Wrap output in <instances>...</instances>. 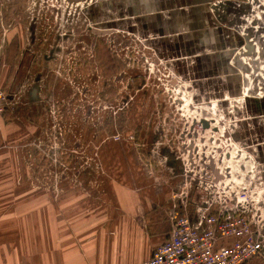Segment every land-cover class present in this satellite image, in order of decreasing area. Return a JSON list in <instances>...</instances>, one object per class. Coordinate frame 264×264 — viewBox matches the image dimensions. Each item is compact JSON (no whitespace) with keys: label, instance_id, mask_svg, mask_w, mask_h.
Segmentation results:
<instances>
[{"label":"rangeland","instance_id":"rangeland-1","mask_svg":"<svg viewBox=\"0 0 264 264\" xmlns=\"http://www.w3.org/2000/svg\"><path fill=\"white\" fill-rule=\"evenodd\" d=\"M10 29L41 90L18 187L103 209L138 189L170 226L175 207L264 204V0H0Z\"/></svg>","mask_w":264,"mask_h":264},{"label":"crops","instance_id":"crops-1","mask_svg":"<svg viewBox=\"0 0 264 264\" xmlns=\"http://www.w3.org/2000/svg\"><path fill=\"white\" fill-rule=\"evenodd\" d=\"M15 33L0 30V86L17 99L14 110L0 116V264H140L150 259L170 233L171 205L160 207L138 189L123 186L108 189L113 202L104 209L85 202L79 191L54 202L17 186L20 148L30 147L39 131L29 114L41 90L32 88L28 66L21 63L27 50L17 46ZM103 154L110 177L115 156L105 147Z\"/></svg>","mask_w":264,"mask_h":264},{"label":"built area","instance_id":"built-area-1","mask_svg":"<svg viewBox=\"0 0 264 264\" xmlns=\"http://www.w3.org/2000/svg\"><path fill=\"white\" fill-rule=\"evenodd\" d=\"M16 105V95L0 86V116ZM235 198L202 201L192 213L175 207L168 237L140 264H247L264 257V204Z\"/></svg>","mask_w":264,"mask_h":264},{"label":"flooded vegetation","instance_id":"flooded-vegetation-1","mask_svg":"<svg viewBox=\"0 0 264 264\" xmlns=\"http://www.w3.org/2000/svg\"><path fill=\"white\" fill-rule=\"evenodd\" d=\"M20 39V38H19ZM19 39H18V43H17V46H20V43H19ZM31 54H29L28 56H30ZM33 78V77H32ZM36 80V79H35ZM37 81V80H36ZM33 83L35 84L36 82H34L33 80Z\"/></svg>","mask_w":264,"mask_h":264}]
</instances>
